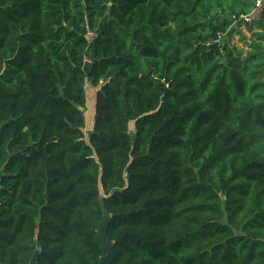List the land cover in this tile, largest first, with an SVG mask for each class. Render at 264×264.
Masks as SVG:
<instances>
[{
    "label": "trees",
    "instance_id": "1",
    "mask_svg": "<svg viewBox=\"0 0 264 264\" xmlns=\"http://www.w3.org/2000/svg\"><path fill=\"white\" fill-rule=\"evenodd\" d=\"M104 212L110 264H264V0H0V264Z\"/></svg>",
    "mask_w": 264,
    "mask_h": 264
},
{
    "label": "water",
    "instance_id": "2",
    "mask_svg": "<svg viewBox=\"0 0 264 264\" xmlns=\"http://www.w3.org/2000/svg\"><path fill=\"white\" fill-rule=\"evenodd\" d=\"M129 137L131 140H133L134 134L130 132ZM108 223H109V215L108 213L104 212L103 219L99 223L97 232L99 239L101 240V243L105 250V254L99 258L97 264H110L114 259L113 243L109 241L106 236V228L108 226ZM38 255H39V248H36L28 264H36L38 260Z\"/></svg>",
    "mask_w": 264,
    "mask_h": 264
},
{
    "label": "rangeland",
    "instance_id": "3",
    "mask_svg": "<svg viewBox=\"0 0 264 264\" xmlns=\"http://www.w3.org/2000/svg\"><path fill=\"white\" fill-rule=\"evenodd\" d=\"M242 34H246V32L242 29ZM231 43L237 44L238 46H241V42L239 41V38L237 35L232 37ZM244 49L246 50V47L242 45ZM90 53L88 54V56ZM86 90V103L85 106L82 108L84 117H85V128H84V135L85 138L90 135L92 128H93V116H94V102H95V94L96 89L92 85L89 84V82L85 85Z\"/></svg>",
    "mask_w": 264,
    "mask_h": 264
},
{
    "label": "built area",
    "instance_id": "4",
    "mask_svg": "<svg viewBox=\"0 0 264 264\" xmlns=\"http://www.w3.org/2000/svg\"><path fill=\"white\" fill-rule=\"evenodd\" d=\"M261 4V0H256V2H255V5L258 7L259 5ZM241 18L245 21V22H250V20H251V17H250V15L248 14V15H243V16H241Z\"/></svg>",
    "mask_w": 264,
    "mask_h": 264
},
{
    "label": "crops",
    "instance_id": "5",
    "mask_svg": "<svg viewBox=\"0 0 264 264\" xmlns=\"http://www.w3.org/2000/svg\"><path fill=\"white\" fill-rule=\"evenodd\" d=\"M245 2H247V3H255L256 2V0H244ZM262 1V0H261ZM248 36V35H247Z\"/></svg>",
    "mask_w": 264,
    "mask_h": 264
}]
</instances>
